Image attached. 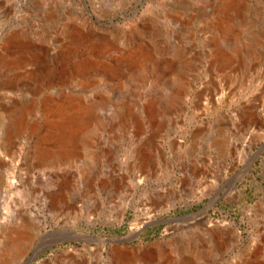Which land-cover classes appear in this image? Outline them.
Listing matches in <instances>:
<instances>
[{"label": "rangeland", "instance_id": "rangeland-1", "mask_svg": "<svg viewBox=\"0 0 264 264\" xmlns=\"http://www.w3.org/2000/svg\"><path fill=\"white\" fill-rule=\"evenodd\" d=\"M45 248L264 264V0H0V264Z\"/></svg>", "mask_w": 264, "mask_h": 264}, {"label": "water", "instance_id": "water-1", "mask_svg": "<svg viewBox=\"0 0 264 264\" xmlns=\"http://www.w3.org/2000/svg\"><path fill=\"white\" fill-rule=\"evenodd\" d=\"M194 214V213H193ZM193 214H187V215H181L180 217H189ZM139 232H137L138 234ZM109 240H115V241H128L127 237H115V238H110ZM47 248L45 249H40L39 251H36L34 254L30 255L28 259V264L32 263L38 256H40L43 252H45Z\"/></svg>", "mask_w": 264, "mask_h": 264}, {"label": "bare ground", "instance_id": "bare-ground-1", "mask_svg": "<svg viewBox=\"0 0 264 264\" xmlns=\"http://www.w3.org/2000/svg\"><path fill=\"white\" fill-rule=\"evenodd\" d=\"M72 118V117H71ZM67 120H68V118H67ZM70 120V119H69ZM39 245V244H38ZM38 247V246H37ZM41 248V247H40ZM36 251H34V253H35ZM33 253V252H32ZM23 264H28V259H26L24 262H23Z\"/></svg>", "mask_w": 264, "mask_h": 264}]
</instances>
